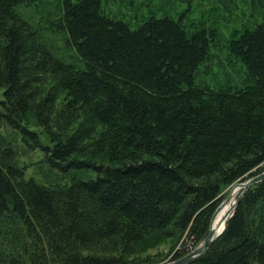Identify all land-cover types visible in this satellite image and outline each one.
<instances>
[{"label": "trees", "instance_id": "obj_1", "mask_svg": "<svg viewBox=\"0 0 264 264\" xmlns=\"http://www.w3.org/2000/svg\"><path fill=\"white\" fill-rule=\"evenodd\" d=\"M34 1L0 0V264H158L133 256L160 238L188 253L223 190L264 170V18L231 29L239 71L209 83L214 23L59 0L70 62L14 11ZM184 264H264V180Z\"/></svg>", "mask_w": 264, "mask_h": 264}, {"label": "rangeland", "instance_id": "obj_2", "mask_svg": "<svg viewBox=\"0 0 264 264\" xmlns=\"http://www.w3.org/2000/svg\"><path fill=\"white\" fill-rule=\"evenodd\" d=\"M59 3V0H35L28 5H16L14 11L37 30L42 42L47 44L58 57L65 61L77 62L74 47L65 43V32L51 24L58 16ZM102 5L105 13L131 21L132 26L136 25L137 19L145 17L150 12L158 16L168 14L173 18L182 16L185 21L202 20L206 24L214 23L218 28V47L216 48L218 54L203 66L205 72L200 76L209 83L221 82L227 78V75L223 77L225 70L232 71L230 74H235L234 69L239 68L237 62L228 65L226 61V49L223 44L231 29L240 28L243 24L249 26L264 18V0H104ZM39 154L37 150L28 151V158L31 159L30 161H37ZM233 184L223 190L225 195L222 201L230 192ZM237 194L238 192L234 197ZM172 241L161 238L152 242L145 241L133 257L145 261L159 259L156 261L158 264L171 261ZM176 244L175 249L181 248L180 241Z\"/></svg>", "mask_w": 264, "mask_h": 264}, {"label": "water", "instance_id": "obj_3", "mask_svg": "<svg viewBox=\"0 0 264 264\" xmlns=\"http://www.w3.org/2000/svg\"><path fill=\"white\" fill-rule=\"evenodd\" d=\"M264 180V170L249 177L248 179L244 180V181H238L235 182L232 186V188L234 187H238L239 191L237 196L235 197L232 205L230 206L229 211L227 212L226 216L224 217V223H223V227L221 230L217 231L215 226L213 225V221L214 218L216 216L217 211L221 208V206L229 200L230 198V192L226 195L225 199L216 207L215 211L213 212L212 216H211V220H210V225H209V229L207 231V234L205 235V237L203 238V240L200 242V244L198 246H196L194 249H192L191 251H189L188 253L182 255L181 257H178L176 259H173L171 261H167L164 262L162 264H184L187 263L197 257H199L200 255H202L203 253L206 252L208 246L210 245V243L218 236L221 234V232L224 230L227 221L229 219V217L232 215V213L234 212L236 205L238 203V201L241 199V197L243 196V194L246 192V190L252 186L253 184Z\"/></svg>", "mask_w": 264, "mask_h": 264}, {"label": "bare ground", "instance_id": "obj_4", "mask_svg": "<svg viewBox=\"0 0 264 264\" xmlns=\"http://www.w3.org/2000/svg\"><path fill=\"white\" fill-rule=\"evenodd\" d=\"M239 191L238 187H233L230 190V198L228 201H226L221 208L217 211L216 216L214 218L213 221V225L215 226L216 230L219 231L222 229L223 227V223H224V217L226 216L227 212L230 209V206L232 205L235 197V193H237Z\"/></svg>", "mask_w": 264, "mask_h": 264}]
</instances>
